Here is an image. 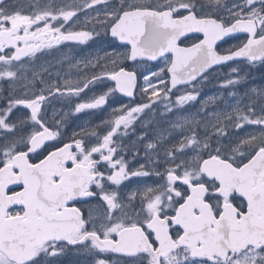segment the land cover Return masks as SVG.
Listing matches in <instances>:
<instances>
[{"label":"snow or ice","instance_id":"obj_1","mask_svg":"<svg viewBox=\"0 0 264 264\" xmlns=\"http://www.w3.org/2000/svg\"><path fill=\"white\" fill-rule=\"evenodd\" d=\"M98 39L111 52L69 61L85 70L75 80L37 65L66 42ZM237 61L264 67V0H0V264H63L73 250L94 264H110L107 253L124 264H264V87L240 91L249 74ZM223 66L226 95L200 101ZM117 93L132 103L68 135V116L106 111ZM53 99L70 111L49 123ZM157 104L164 124H145L156 127L138 137L142 154L125 146Z\"/></svg>","mask_w":264,"mask_h":264},{"label":"rangeland","instance_id":"obj_2","mask_svg":"<svg viewBox=\"0 0 264 264\" xmlns=\"http://www.w3.org/2000/svg\"><path fill=\"white\" fill-rule=\"evenodd\" d=\"M55 2L56 3H61V2L70 3L71 0H55ZM91 15L94 16L95 12H91ZM83 21H84V17H83V15H81L80 22H83ZM240 40H242V38L235 39L229 43H225L222 46V48L227 49L231 46H234V45L238 44L240 42ZM104 52H105L104 47H101L98 44V42L96 43V42L89 41L87 44H83V45H76L74 42H66L64 45L60 46L59 51H53V53L51 55H46L44 58L45 62H43L42 64L43 65H52V66H54V65H61L62 66L63 64H61L60 61L64 57H68L69 61H71L72 63H75V60H80V59H82L84 57H88V56L95 57L96 55H99V56L101 55L103 57ZM70 55H73L74 56L73 58H75V59H72V57ZM65 62H66V60H64L63 63H65ZM232 65L233 66H239L243 70V73L249 74L246 85H240L239 86L240 91H243L246 86L264 87V67L257 65L255 68H249V66L244 62H240V63H236V64H232ZM147 67H149V66H147ZM153 70H155V68ZM82 71H85L83 69V66H81L80 71H78L74 67L70 68L69 62H68L65 65V72H67V75H65L64 77H68V78L75 80L76 78H78V76H80ZM228 72H229V69L227 66L221 67L217 72H213L211 82L206 84L201 90L200 101H204L207 97L217 95L221 92H223L226 95L227 90L221 89L219 87V84L224 79V77L228 74ZM57 73L58 72H55V74L54 73H51V74H54L57 76ZM71 73L73 75H71ZM64 77H62V78H64ZM51 79L54 80L53 75L51 76ZM142 83H143V80L141 79V84ZM98 87L99 86L96 87V91H97V89L100 90L102 88V87H99V88ZM91 95H92V93L89 94V96H91ZM114 101H115V103H113ZM117 101H118V99L116 98V96L111 97L109 99L110 107L106 110V113L104 114L105 118L110 116L112 108H118L119 107V106H117L118 105ZM135 102H142V98H141L140 94H138V97L135 99ZM198 107H199L198 103L195 105V107L185 106V108L182 110V113L185 115L194 114L197 111ZM209 108H211V105H209ZM162 112H163V104H157L153 107V110L151 112L146 110V112L144 114H141L140 117H142L145 114H151V119L154 120L156 122V124H159L162 126L164 124V121L160 115ZM99 114H101V111H96L95 113L90 114L89 118L87 120H83L82 123H80L78 121V123L80 124V126H88V125L97 124V123H99V121L94 123L93 119L96 118ZM140 117H138V119L136 120V123H138V124L140 123V119H139ZM249 130H251V127ZM133 131H134V129L132 130V132ZM144 131H152V130H146V129L142 130V129L138 128V130L134 132V135L128 136V139L132 140V142L129 143V146L132 144H136L137 147L141 148V154H142L143 146L138 143V137ZM128 158L131 160L130 154L128 155ZM141 179L144 180L146 183H149V184L152 182L148 178H141ZM136 186H137L136 184L132 185V187H136Z\"/></svg>","mask_w":264,"mask_h":264},{"label":"flooded vegetation","instance_id":"obj_3","mask_svg":"<svg viewBox=\"0 0 264 264\" xmlns=\"http://www.w3.org/2000/svg\"><path fill=\"white\" fill-rule=\"evenodd\" d=\"M97 42L101 47H104L105 51L107 50V51L111 52V48L109 49V47H108L109 44L107 42L100 41L99 39L96 41V43ZM182 45H184V44H182ZM120 50L122 51V49H117V51H120ZM70 56L72 58L74 57L73 55H70ZM44 58H45V56L40 57V59L37 61V65H41L43 62H45ZM68 62H69V60H66L65 63H62L63 64L62 66L61 65H54L51 69H49V71L51 73H54V74H55V72H58L60 77L62 78L65 75H67V72H65V65ZM54 74H52V75H53L54 80H55L56 75H54ZM71 75H73V74L71 73ZM104 83L107 84L108 81H105ZM109 86H111V84H109ZM4 87L6 88L7 85H4ZM39 87H41V85L38 84L37 89ZM99 87H101V86H99ZM102 90H105V89H103V88H101L100 90L97 89L96 92L98 93ZM130 103H132V101H130V100H127V101L121 100L119 102L118 106H120V104L128 105ZM46 111H47V119H48L49 123H52L54 119H59L64 113H68L70 111V106L64 100L53 99L47 105ZM105 113H106V111L101 112V114H99L96 118L93 119V122L95 123V122L100 121L101 119H104ZM89 115L90 114L82 113V114H80L78 119L75 116H68L66 118L67 119L66 131H67L68 135H71L74 130H79L81 128V126L78 123V121L80 123H82L83 120H87L89 118ZM150 115L151 114H146V116L142 117V126H141L142 130L143 129L151 130L152 126L150 128H145V124L150 121ZM137 125L138 124L136 122H134L133 127H131L129 129L128 135L123 137L122 143L125 146H129V143L132 142V140L128 139V136L134 135V132L138 130ZM133 129H134V131L132 132ZM102 258L107 259L110 262V264H124V261L126 259L123 256H121V254L117 255L115 253L104 254ZM63 264H94V260H93L92 256L88 255L84 251H80L79 253H77L75 250H73V251H70L66 257L63 258Z\"/></svg>","mask_w":264,"mask_h":264},{"label":"water","instance_id":"obj_4","mask_svg":"<svg viewBox=\"0 0 264 264\" xmlns=\"http://www.w3.org/2000/svg\"><path fill=\"white\" fill-rule=\"evenodd\" d=\"M189 35V37H191V36H194V34H188ZM238 36L239 35H245V34H243V33H240V34H237ZM183 39V38H182ZM228 39H231V38H226V40H228ZM225 40V41H226ZM221 43H223V42H218V44L220 45ZM238 62V61H237ZM229 63H233V62H229Z\"/></svg>","mask_w":264,"mask_h":264}]
</instances>
